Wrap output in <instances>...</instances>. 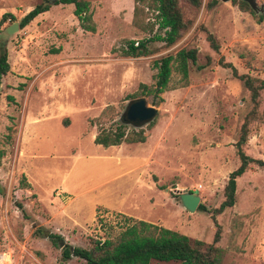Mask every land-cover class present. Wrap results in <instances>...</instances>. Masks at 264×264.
<instances>
[{
    "label": "rangeland",
    "instance_id": "374dc122",
    "mask_svg": "<svg viewBox=\"0 0 264 264\" xmlns=\"http://www.w3.org/2000/svg\"><path fill=\"white\" fill-rule=\"evenodd\" d=\"M42 1L49 0H0V17H14L0 24V48L9 65L0 79V250L12 254L13 264H84L74 257L62 260L63 246L88 249L90 239L114 240L124 218L209 243L210 211L222 201L227 175L238 165L233 144L251 108L242 83L219 63L264 81V20L257 23L230 1L216 0L210 9L209 0H201L198 8L180 2L187 28L179 38L171 45L149 41L143 56L129 58L121 54L127 41L157 34L155 28L146 34L131 26L133 0H79L88 4L94 33L80 30L72 5L49 4L29 24L2 37L5 27ZM255 5L256 15L264 12V0ZM206 33L217 52L208 47ZM181 49L196 52L186 79L172 65L163 93L140 95L138 85H153L152 62ZM131 94L157 110L152 126L140 127L142 144L115 148L117 155L131 147L125 154L143 163L144 185L130 188L137 198L135 214L144 220L99 207L89 218L92 207L106 198L103 193L120 186L121 180L112 181L124 165L116 166L112 148L92 143L95 126L89 121L107 105L118 120ZM262 112L264 88L243 146L247 156L264 161ZM182 192L199 196L207 212L197 207L186 212L178 200ZM106 199L119 201L114 195ZM215 219L220 264H264L261 169L252 166L236 180L233 207ZM49 234L59 236V246L52 245Z\"/></svg>",
    "mask_w": 264,
    "mask_h": 264
},
{
    "label": "trees",
    "instance_id": "16d2710c",
    "mask_svg": "<svg viewBox=\"0 0 264 264\" xmlns=\"http://www.w3.org/2000/svg\"><path fill=\"white\" fill-rule=\"evenodd\" d=\"M180 2H184L192 8H198L201 0H133L131 26L146 34H152L155 28L157 34L154 33L149 39H142L136 42L127 41L121 53L122 56L129 58L143 56L145 45L149 41H158L165 45L173 44L187 28V22L183 20ZM215 3L216 0H209L206 7L210 9ZM230 3L236 5L240 11L250 13L257 23L264 20L263 11L256 15L244 2L231 0ZM57 4L72 5V15L76 18L80 30L94 33V25L86 2L58 0L53 3V5ZM48 8L49 5L45 1L35 5L19 19L17 22L18 28H23L35 17L46 12ZM149 14H151V17H148ZM5 20L14 21V17L10 13H4L0 17V24ZM205 40L208 47L212 51L217 52L218 45L212 35L206 33ZM195 53L194 49H181L174 56H164L154 60L151 64V68L155 71L152 77L153 85L151 87L143 84L138 85V93L140 95L152 94L155 97L163 93L167 88L172 65L184 81L187 77L188 64L193 65L196 62ZM219 64L224 68H228L231 76L242 83L244 89L248 92L251 108L245 114L239 127L238 137L233 144L234 155L237 158L238 165L227 175L222 189V201L215 209L210 211L209 218L214 227L211 241L205 243L198 240H190L174 231L142 221H132L129 218H124L123 228L114 240L104 239L99 241L98 239H90L91 243L88 249L63 246L60 254L62 260L74 257L82 260L84 264H150L152 261L171 264H220L222 250L217 246L220 239V227L215 217L233 207L236 180L243 173L250 170L252 166L264 172V161L253 159L243 152L248 126L258 116V97L259 92L264 88V81L248 75H239L230 64ZM8 70L6 51L4 48H0V79L7 74ZM127 97L134 100L135 94ZM7 99L10 100L9 97ZM116 116L115 109L107 105L96 117L89 121L91 126H95V134L92 140L94 145L107 148L119 146L120 144L144 142L145 138L143 130L140 129L141 126H131V130L127 131L126 124L120 118L114 121ZM260 119L264 125V112L260 114ZM108 122L111 124L105 127L104 124ZM152 124L153 121L149 122L146 124V128H150ZM1 157L2 151H0ZM197 210L207 212L202 205H198ZM48 238L53 246H59L57 243L60 240L59 236L49 234Z\"/></svg>",
    "mask_w": 264,
    "mask_h": 264
},
{
    "label": "crops",
    "instance_id": "0c3cea01",
    "mask_svg": "<svg viewBox=\"0 0 264 264\" xmlns=\"http://www.w3.org/2000/svg\"><path fill=\"white\" fill-rule=\"evenodd\" d=\"M140 144H142V143L120 144L119 146L107 147L109 149L112 148V150H113L112 155L116 156V162H117L116 166H120L122 161H123L124 165L121 168H116L115 172H121V174L116 176V178L112 181V182H115V181L121 180L120 186L117 187V189H112V191H107V192L105 191L103 193V196L108 198V197H112V195H114V198H117V199L119 198V201H117V202L114 201L113 203H111L108 199L105 198L102 202L96 203L91 209V215L89 218H91L94 215L95 209H96L95 207H99V208L103 209V212H110V213L115 212V213H119V214H122V215L127 216V217L135 218L137 220H144L141 218L142 215L135 214L136 206H137L136 205L137 198H135V195L132 193V190L130 188L131 186L134 187L136 185H139L142 187L144 185V182L141 178L142 177L141 173L143 170V168L141 169V167H142L143 163L139 157L130 156L129 154H125L126 151L132 149L131 147L129 149L121 150V152L118 153L117 155L115 154V148L116 147L121 148L124 145L136 146V145H140ZM99 147H101V146H99ZM104 149H106V148H104ZM147 185H149V184H147ZM60 190L63 194H65L67 196L64 189H60ZM145 200L147 201V205L149 206V202H148L147 197L145 198ZM127 201H129V204H127ZM133 204H135V205H133ZM75 210H76V214H79V210L78 209H75ZM148 219L149 218H147L145 220H148ZM142 222H144V221H142Z\"/></svg>",
    "mask_w": 264,
    "mask_h": 264
},
{
    "label": "water",
    "instance_id": "95a60500",
    "mask_svg": "<svg viewBox=\"0 0 264 264\" xmlns=\"http://www.w3.org/2000/svg\"><path fill=\"white\" fill-rule=\"evenodd\" d=\"M58 0H49L46 4H53ZM219 2L225 3L231 0H217ZM247 4V6L254 12H258V9L255 5V0H239ZM18 23L13 22L11 25L4 28L2 31V37L7 38L16 31H18ZM157 114V110L153 107L147 106L144 99L137 98L129 101L121 115V121L126 125H131L134 127L146 125L151 122ZM175 188V186H173ZM167 191V190H165ZM178 200L181 207L188 213H193L196 207L199 205V196L193 195L188 192H182L178 194Z\"/></svg>",
    "mask_w": 264,
    "mask_h": 264
},
{
    "label": "built area",
    "instance_id": "2783aa9c",
    "mask_svg": "<svg viewBox=\"0 0 264 264\" xmlns=\"http://www.w3.org/2000/svg\"><path fill=\"white\" fill-rule=\"evenodd\" d=\"M0 264H13L12 254L9 251L0 250Z\"/></svg>",
    "mask_w": 264,
    "mask_h": 264
}]
</instances>
